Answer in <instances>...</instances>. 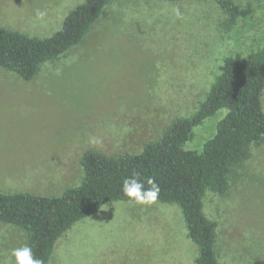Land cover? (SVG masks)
Segmentation results:
<instances>
[{
	"label": "rangeland",
	"instance_id": "374dc122",
	"mask_svg": "<svg viewBox=\"0 0 264 264\" xmlns=\"http://www.w3.org/2000/svg\"><path fill=\"white\" fill-rule=\"evenodd\" d=\"M234 1L252 14L231 24L214 0H113L82 45L31 81L0 68V192L60 196L81 183L86 152L138 154L192 116L226 58L264 45V0ZM84 2L0 0V27L48 38ZM262 102L264 110V92ZM227 113L196 127L185 148L202 150ZM204 213L218 224V264H264V143L251 147L224 196L206 194ZM25 244V231L0 222V264H14L11 250ZM197 256L177 205L118 201L76 223L50 264H196Z\"/></svg>",
	"mask_w": 264,
	"mask_h": 264
},
{
	"label": "trees",
	"instance_id": "16d2710c",
	"mask_svg": "<svg viewBox=\"0 0 264 264\" xmlns=\"http://www.w3.org/2000/svg\"><path fill=\"white\" fill-rule=\"evenodd\" d=\"M112 1L85 0L48 38L0 30V68L31 81L43 64L82 45ZM214 1L231 24L252 14L250 6L242 8L234 0ZM263 92L264 45L244 59L226 58L198 110L175 120L140 153L109 157L86 152L81 183L60 196L0 192V222L25 231L34 256L49 264L59 239L76 223L97 213L102 203L128 201L122 182L137 172L146 187L148 178L159 185L156 202L181 209L188 236L198 247L196 264H218V224L205 215L204 198L208 192L224 196L231 177L250 157L251 147L264 143ZM220 110L228 113L218 123L216 134L202 150L186 149L194 129Z\"/></svg>",
	"mask_w": 264,
	"mask_h": 264
},
{
	"label": "clouds",
	"instance_id": "9594fccd",
	"mask_svg": "<svg viewBox=\"0 0 264 264\" xmlns=\"http://www.w3.org/2000/svg\"><path fill=\"white\" fill-rule=\"evenodd\" d=\"M177 14H179L177 12ZM99 143V140L93 141ZM145 182L141 181L140 174L133 172L128 178H125L122 182V192L125 197L128 198V202L139 205H151L154 204L159 197L160 187L153 178H148ZM109 210V204L102 203L99 205L98 214L107 212ZM10 255L14 258V264H44L42 259L36 258L34 253L28 245H23L11 250Z\"/></svg>",
	"mask_w": 264,
	"mask_h": 264
},
{
	"label": "crops",
	"instance_id": "0c3cea01",
	"mask_svg": "<svg viewBox=\"0 0 264 264\" xmlns=\"http://www.w3.org/2000/svg\"><path fill=\"white\" fill-rule=\"evenodd\" d=\"M8 28H9V29H8ZM11 29H12V28H10L9 25H7V27H6V26H4V27H3V26L0 27V30H7V31H14V32H19V33H21L19 30H16V31H15V29H12V30H11ZM22 34H23V31H22ZM3 191H4V190H3ZM89 218H90V217H89ZM86 219H87V218H86ZM68 231H70V230H68ZM68 231H67V232H68ZM67 232H66V233H67ZM66 233H65L61 238H63V237L66 235ZM61 238H60V239H61ZM60 239H59V240H60ZM56 246H57V245H56ZM68 248H69V245H67V251H66V252H68ZM55 251H56V249H55ZM54 256H55V252H54V255H53L51 261H53ZM51 261L49 262V264L51 263ZM5 264H6V260H5ZM7 264H8V261H7Z\"/></svg>",
	"mask_w": 264,
	"mask_h": 264
}]
</instances>
